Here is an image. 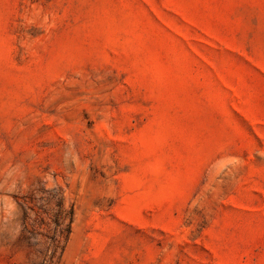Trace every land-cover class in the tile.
<instances>
[{
  "label": "rangeland",
  "instance_id": "1",
  "mask_svg": "<svg viewBox=\"0 0 264 264\" xmlns=\"http://www.w3.org/2000/svg\"><path fill=\"white\" fill-rule=\"evenodd\" d=\"M0 264H264V0H0Z\"/></svg>",
  "mask_w": 264,
  "mask_h": 264
}]
</instances>
